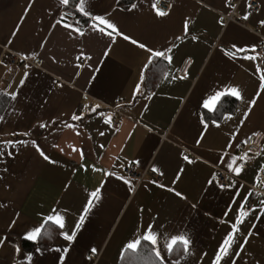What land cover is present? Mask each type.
Here are the masks:
<instances>
[{
    "label": "crops",
    "instance_id": "crops-1",
    "mask_svg": "<svg viewBox=\"0 0 264 264\" xmlns=\"http://www.w3.org/2000/svg\"><path fill=\"white\" fill-rule=\"evenodd\" d=\"M122 1L89 0L86 10L107 14L120 32L155 50L175 45L171 62L157 58L145 70L151 89L147 77L140 81L149 53L131 39L93 31L88 17L60 0H0V91L17 93L9 95L0 116V140L15 142L8 149L12 155L0 158V237L7 238L0 246V264H60L61 255L63 264H129L130 254L121 255L123 244L149 224L158 234V249L171 234L184 233L191 240L187 253L182 246L171 254L162 252L164 264H212L237 216L239 231L233 232L228 254L221 253L218 264H264V194L252 188L264 168V141L261 153L246 156L243 164L239 158L245 155L238 151L253 132L264 133V25L259 23L264 0H255L257 11L246 6L249 0H239L237 21L227 23L229 0H169L164 17L155 15L152 0H124L125 6ZM233 44L255 45V51L226 55ZM81 50L85 57L77 60ZM187 58L191 63L178 77ZM138 82L141 88L134 95ZM229 86L238 87L240 98L225 94L236 104L214 118L216 108H203V99L217 90L227 93ZM85 103L99 107L72 121ZM116 111L123 114L119 129L112 125ZM40 123L47 126L40 128ZM33 140L55 163L39 155ZM233 156V168L242 166V171L231 172V182L220 186L214 176L218 170L230 172L226 165ZM129 165L139 171L155 167L166 181L146 176L134 182L122 172ZM97 187L101 199L94 201L73 241L52 227L47 248H23L25 229L39 225L53 208L64 217L63 231L71 234L88 194ZM139 253L142 264H160L150 249Z\"/></svg>",
    "mask_w": 264,
    "mask_h": 264
},
{
    "label": "snow or ice",
    "instance_id": "snow-or-ice-1",
    "mask_svg": "<svg viewBox=\"0 0 264 264\" xmlns=\"http://www.w3.org/2000/svg\"><path fill=\"white\" fill-rule=\"evenodd\" d=\"M61 4L64 5H68L70 3V0H60ZM89 0H76L75 3V9L76 11H78L79 13H81L83 16L88 17L89 20L91 21L90 27L93 31L99 32L102 35H107L108 37H113V34L115 35H119L122 36L123 39L125 40H130L131 38L128 35H124L122 32L119 31L118 26L115 22H113L112 20H110L107 17V14L105 15H93L92 12L90 10H86V5L88 4ZM159 3V0H152V4H151V8L153 9L154 13L156 16L158 17H164L168 15V12L161 10L160 8L157 7V4ZM248 7H250L251 5H246ZM136 7V4L133 3L131 5V8L134 9ZM170 7V6H169ZM131 10V9H129ZM243 19L247 20L248 19V13H245L243 16ZM57 23H60V21H58ZM259 23L261 25H264V20H260ZM66 28L67 27H71V25H64ZM183 31L187 32L188 31V21L187 19H185L184 23H183ZM73 32L76 33V35L78 36H83L84 32L81 31L79 28H73ZM175 39L179 40L180 37L177 36ZM193 40H196L197 37L192 36ZM131 43L134 45H137L140 49H143L145 51H147L149 53L148 57H147V62L144 63V65L141 68V73H140V81H144L146 79V73L145 70L146 69H150L152 64L155 62V60L157 58L160 59H165L168 60L169 62H171V56L169 55V53L172 52V48L175 46H170L168 47L165 51H161V50H155L151 47H148L145 43H138L137 40L135 39H131ZM249 50L251 51H255V45L251 46V49H249V47H241L238 48L236 44L232 45V50L226 52L225 54L231 57H235L237 55V53H247ZM85 57V53L83 52V50L80 51L79 55L76 57L77 60L84 58ZM87 59H90V57H86ZM244 59H250V60H256L257 56L256 55H244L243 56ZM189 63H191V61L189 60ZM77 67H83V65H77ZM257 71L260 72L262 71L260 65H257ZM168 74L165 73V76H167ZM172 79H175V77H172ZM21 84L24 83V80L20 81ZM260 87L261 89H264V76L261 77L260 80ZM141 88V83L138 82L135 86L134 89V95L140 90ZM225 94L228 95H232L234 97H236L237 99L240 98V92L238 90L237 86H229L227 88V93H225L224 90H217L213 93H211L210 95H208L207 97H205L203 99L202 102V107L207 109L208 111H212L214 108L217 107L218 103L221 102V97H223ZM7 95H10L12 98H15L17 93L13 92V93H8ZM255 103L254 100L249 102V108H251V106ZM85 109L91 111V112H95L96 109L99 107L98 105H93L91 107H89L88 105H84L83 106ZM84 116V112H81L79 115L73 113L70 117V119L72 121H79L82 119V117ZM248 116V112L246 111L244 113V117L246 118ZM230 119V117H228ZM106 123H111L110 120H106ZM201 124H205V121L203 119L200 120ZM215 126H219L218 124H216V121L212 122ZM241 123H243V121H241ZM47 125L44 123H40L39 127L40 128H44ZM65 127H73L72 124H65ZM206 126V125H205ZM79 133L77 132V135ZM100 135H103V133H100ZM259 135L258 132H253L252 136H256ZM251 140V137L248 138V141ZM198 142V141H197ZM32 146L36 148V151L39 153V155L46 161L55 163V161H50V158L45 154V152L43 150H41V148L36 144V142L33 140L31 141ZM55 146V145H54ZM15 147V142L8 140V141H3L0 140V158L3 157V155L6 153L7 155L11 156L12 152L10 150H8L9 148ZM74 151L76 149H73ZM81 157L83 158V152L81 151ZM247 154H245L244 157H240L239 159L241 160L242 164L246 158ZM184 159L186 161H188L189 163H191V161L189 160V158L187 156H184ZM199 159V158H197ZM237 160L236 156L231 157V161L227 163V169L230 172H234L236 175H239L242 171V166H237L235 168H233V162ZM81 167L83 168L84 166L81 165ZM154 172L157 171V169L155 167H153L152 169ZM93 171H99V169L93 168ZM104 175H113L112 173L109 172H104ZM120 179H124L123 177H120ZM215 179V176H214ZM124 182L126 184H131L130 180H124ZM211 183V181H210ZM161 187H163V185H159ZM132 189L129 188V191H131ZM172 191H174V189H170ZM177 196H181V193L176 192L175 193ZM101 199V189L100 187L95 188L94 190H92L89 194H88V200L86 202V204L84 205L81 214L79 215L78 220L76 221L75 227L72 229L71 234H68L67 232L63 231L64 228V217L60 214V212H58L55 208H53L51 210V212L43 217V220L41 221V223H39V225H33L30 226L28 228L25 229L23 235L24 238L30 241H36L38 239V237L42 236V235H49L51 232V228L52 227H58L59 229H61V231H59V236L62 237L64 240L66 241H73L74 237L77 234V231L80 229V227L83 225L85 219H86V215L91 211V207L94 206V201L98 202ZM264 203V202H262ZM0 207H2V205H0ZM242 215H247V213H242ZM241 222L240 216L236 217V224L232 225L233 231H230L227 235V237L225 238V240L223 241V243L220 246V250L217 252V255L215 257V259L212 261V264H218L219 260L221 259V253H224L225 255L228 254V247L233 239V232L239 231L237 224H239ZM15 223V222H13ZM43 230V232H42ZM6 237H0V246L4 245L6 242ZM159 241H158V234L156 232V230H154L153 225L149 224L145 229H143V231L141 232L139 229L137 230V233L130 239H128L122 247L121 250V255L122 257L124 256L125 252L130 254L129 257V264H133V259L136 257V255L138 254V252L140 251L141 248H144L145 250L150 249L152 253L155 254L156 259H158L160 261V264H164V257L162 256V252H167L169 254H171L174 249L177 246H182L183 250L185 251V253H187L188 248L190 246L191 240L190 238L184 234H171L170 238L167 239L166 244H164L163 246H161V248H157ZM57 251H60V249H56ZM15 252H19V248H14ZM37 252L40 251L39 248L36 249ZM63 251L66 253L68 251L67 248H64ZM92 253L95 254L96 249L92 248L91 249ZM31 253L28 254V256L26 257V259H28L29 261H31ZM59 261L60 264H63L64 261V256L61 255L59 257ZM15 264V262H14Z\"/></svg>",
    "mask_w": 264,
    "mask_h": 264
},
{
    "label": "built area",
    "instance_id": "built-area-1",
    "mask_svg": "<svg viewBox=\"0 0 264 264\" xmlns=\"http://www.w3.org/2000/svg\"><path fill=\"white\" fill-rule=\"evenodd\" d=\"M238 4H239V0H229L228 1V5L231 7V10L228 14L225 15L224 23H227L229 21H237L238 14L236 10H237ZM248 5H251L249 8L252 11H257L259 8V4L255 0H249ZM169 6H170L169 0H159V3L157 4L158 8L166 12L169 9ZM189 60H190L189 58L184 60V62L178 69L177 74H176L178 77L185 75L186 70L190 64ZM15 61L16 59L13 58L10 63L14 64ZM9 69L10 67L8 66L5 69V72H8ZM84 105H88L89 107L90 105L88 103H85L81 107L80 112H84V114H86L89 110L85 109L83 107ZM116 112H117V116L114 117L112 125L114 129H119L121 128L124 122L123 114L118 111ZM258 133L259 135H256V136H252L251 134L249 136L251 137L250 141H248L247 139L245 142H243L242 144L238 146V151L240 154H243V155L247 154V156H256L261 153L262 148H263L264 133L260 131H258ZM122 172H123V175L127 176L129 179H131L134 182H139L142 179H144L146 176H148V178L154 182L163 184L166 181L165 177L160 172L150 171L148 168H145L139 171V170H136L133 166L129 165L123 168ZM232 178H233V175L231 172H228L226 170H218L216 177H215V181L220 186H226L231 182ZM256 181H257V184L252 186L253 191L264 194V188H263L264 187V168H262L259 171V173L256 175ZM91 255L94 257L96 256L95 254H91Z\"/></svg>",
    "mask_w": 264,
    "mask_h": 264
},
{
    "label": "trees",
    "instance_id": "trees-1",
    "mask_svg": "<svg viewBox=\"0 0 264 264\" xmlns=\"http://www.w3.org/2000/svg\"><path fill=\"white\" fill-rule=\"evenodd\" d=\"M129 1L130 0H127V2H129ZM75 3H76V0H70V3L68 5H66V8H71V9L73 8V10H74ZM120 4L125 6L128 3L126 4V1L123 0ZM82 20L85 21V18H82ZM146 77H147V80H146L147 82L145 81V85L146 86L148 85L147 89H151V85H149L150 84L149 80H152V79H151L150 75H148V74ZM9 98H10L9 95H7L3 91H0V116H1L2 112L4 111L5 107L7 106ZM235 104H236L235 98H233L231 96H224L223 98H221V102L218 103V105L214 111V114H213L214 118L219 119L223 113L231 111L234 108ZM42 232H43V230H42ZM53 237H54V233L52 232V228H51V232L49 235H42V236L38 237V239L36 241L23 240L22 245H23V248L25 250H29L33 246H38L39 248L45 249L49 246V244L53 240ZM123 264H128V263L127 262L124 263V261H123ZM134 264H142V258H140L139 252L136 255V261L134 262Z\"/></svg>",
    "mask_w": 264,
    "mask_h": 264
}]
</instances>
